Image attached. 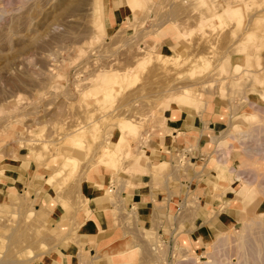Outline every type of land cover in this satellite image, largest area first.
<instances>
[{
    "label": "rangeland",
    "instance_id": "rangeland-1",
    "mask_svg": "<svg viewBox=\"0 0 264 264\" xmlns=\"http://www.w3.org/2000/svg\"><path fill=\"white\" fill-rule=\"evenodd\" d=\"M124 1L134 16L114 30L110 0H0V163L15 149L29 151L50 170L59 198L74 196L98 166L113 169L117 181L123 171L166 172L174 181L187 166L185 152L170 163H142L154 128L172 104L199 108L210 96L227 98V134L241 160L236 168L226 155L216 161L220 179L241 180V223L198 255L147 230L149 259L264 264V247L253 242L259 233L264 239V0ZM167 35L182 52L164 50L159 40ZM221 141L218 150L229 154ZM249 157L260 159L258 177L244 167ZM247 223L259 233L242 237ZM57 234L27 188L0 205V264H28L55 246Z\"/></svg>",
    "mask_w": 264,
    "mask_h": 264
},
{
    "label": "crops",
    "instance_id": "crops-1",
    "mask_svg": "<svg viewBox=\"0 0 264 264\" xmlns=\"http://www.w3.org/2000/svg\"><path fill=\"white\" fill-rule=\"evenodd\" d=\"M106 7L109 29L134 16L124 0H110ZM159 41L165 51H183L184 45L172 35ZM230 116L231 101L219 96H210L199 108L172 104L164 124L147 140V160L142 163H170L175 154L185 152L187 166L174 181L166 172L125 171L117 181L113 169L98 166L87 170L70 198H59L49 185L47 166L37 165L29 151L15 149L0 163V205L8 206L28 188L34 208L59 235L53 248L28 264H153L147 230L198 255L218 234L236 228L244 205L241 180L234 174L220 179L216 161L226 155L229 166L236 168L241 160L235 140L227 134ZM222 138L229 154L218 150ZM112 186L114 195L107 192Z\"/></svg>",
    "mask_w": 264,
    "mask_h": 264
},
{
    "label": "bare ground",
    "instance_id": "bare-ground-1",
    "mask_svg": "<svg viewBox=\"0 0 264 264\" xmlns=\"http://www.w3.org/2000/svg\"><path fill=\"white\" fill-rule=\"evenodd\" d=\"M103 8H104V7H103ZM103 10H104V9H103ZM185 90H186V89H185ZM185 90H184V91H185ZM186 91H187V90H186ZM189 95H190V93H189ZM258 127H260V126H258ZM258 133H259V132H258ZM263 142H264V141H263ZM116 150H117V149H116ZM244 150H245V149H244ZM250 152H251V151H250ZM113 153H114V152H113ZM227 153H228V152H227ZM248 153H249V152H248ZM248 153H247V155H248ZM260 153H261V152H260ZM260 153H259V154H260ZM110 154H111V153H110ZM115 154H117V153L115 152ZM256 154H257V153H256ZM112 155H113V154H112ZM257 157H258V155H257ZM249 158L251 159V157H249ZM253 158H255V157H253ZM253 158L251 159V160H254V161H252V162H251V160L245 161V162H244V164H245L244 167H247V168H249V169L255 171V173H256V175H257V177H258L259 175H261V174L259 173V172H260L259 169L262 168L263 166H261V165H260L261 167H260V166H256V163H257L260 159L258 158L259 160L257 161L256 159H253ZM218 160L221 161L222 158H221V159L219 158ZM262 160H263V159H262ZM223 161H224V160H223ZM223 161H222V162H223ZM225 161H226V160H225ZM225 161L223 162L224 165H226V162H225ZM259 162H260V161H259ZM241 164H243V163H241ZM226 166H227V165H226ZM259 167H260V168H259ZM262 169H263V168H262ZM232 171H233V169L231 168V172H232ZM261 173H263V172L261 171ZM241 175H242V174H241ZM262 175H263V174H262ZM239 176H240V175L238 174L237 177H239ZM243 178H244V177H243ZM257 181H258V180H257ZM248 184H249V183H248ZM250 184H252V183H250ZM258 185H259V184H258ZM259 186H260V185H259ZM260 190H261V189H260ZM256 191H257V190H256ZM254 218H255V217H254ZM253 227H254V225H251V223H250V224L247 223V225H246V228H247V229H245V233H242L241 236L244 237V236H247L246 234H248V237H249V233H252V231L255 230ZM255 227H256V226H255ZM258 229H260V228L257 227L256 230H257L258 232L255 230V231H256V234L259 233V230H258ZM250 231H251V232H250ZM221 233H222V232H221ZM224 233H225V232H224ZM217 234H218V233H217ZM259 234H260V233H259ZM259 234H258V236L255 235L256 237H254V238H255L256 241L254 240L253 242H256L257 245H258V248L261 249V247H262V248L264 247V239H263V237L260 236ZM263 234H264V233H263ZM224 236H226V234H225ZM263 236H264V235H263ZM226 237H227V236H226ZM231 237H233V236H232V235L230 236V240H231ZM239 237H240V236H239ZM233 238H234V237H233ZM240 238H241V237H240ZM221 239H222V238H221ZM242 239H243V238H242ZM232 240H233V239H232ZM222 241H223V240H222ZM250 241H251V240H250ZM231 242H232V241H231ZM253 242H251V243H252L253 245H256V244H254ZM234 243H235V242H234ZM232 244H233V243H232ZM239 244H240V243H239ZM249 245L252 246L251 244H249ZM217 247H218V246H216V248H217ZM222 247H224L223 244H222ZM222 247H221V249H222ZM216 248H215V250H216ZM246 248H247V246H246ZM253 248H256V247L254 246ZM256 250H257V248H256ZM217 251H218V250H217ZM217 251H216V253H217ZM234 251H235V250H234ZM211 252H212V251H211ZM211 252L209 251L208 253H210V254L212 255L213 252H212V253H211ZM237 252H238V251H237ZM240 252H241V251H240ZM240 254H241V253H240ZM240 254H239V255H240ZM263 254H264V253H263ZM242 255H243V254H242ZM242 255H241V256H242ZM209 256H210V255L208 254V257H209ZM212 256H213V255H212ZM260 256H261V255H260ZM232 257H233V256H232ZM263 257H264V256H263ZM263 257H262V259H263ZM208 259L210 260V258H208ZM212 259H213V257L211 258V260H212ZM239 259H241V257H240ZM260 259H261V258H260ZM217 260H218V259H217ZM212 261H213V260H212ZM253 261H254V260H253ZM209 262H210V264H213V263H211V261H209ZM239 262H240V260H239ZM206 263H207V262H206ZM233 263H234V262H233Z\"/></svg>",
    "mask_w": 264,
    "mask_h": 264
},
{
    "label": "built area",
    "instance_id": "built-area-1",
    "mask_svg": "<svg viewBox=\"0 0 264 264\" xmlns=\"http://www.w3.org/2000/svg\"><path fill=\"white\" fill-rule=\"evenodd\" d=\"M109 190H110V192H113V190H114L113 186H112ZM171 244H172V243H171Z\"/></svg>",
    "mask_w": 264,
    "mask_h": 264
}]
</instances>
